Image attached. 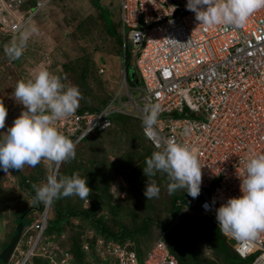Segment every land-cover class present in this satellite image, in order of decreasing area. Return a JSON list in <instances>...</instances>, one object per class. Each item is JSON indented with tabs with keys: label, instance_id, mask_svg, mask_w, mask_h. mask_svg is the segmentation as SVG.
Here are the masks:
<instances>
[{
	"label": "built area",
	"instance_id": "1",
	"mask_svg": "<svg viewBox=\"0 0 264 264\" xmlns=\"http://www.w3.org/2000/svg\"><path fill=\"white\" fill-rule=\"evenodd\" d=\"M52 2L0 0V34L23 31ZM186 2L120 0L124 71L119 91L99 111H75L56 127L76 145L89 133L111 126L115 113L142 121L145 107L158 103L157 123L147 131L142 123V134L152 145L171 139L195 151L203 165L195 214L218 226L215 209L240 195L238 175H243L244 162L264 153V8L253 12L242 27L205 26L186 9ZM129 42L141 80L135 86L128 84L125 68ZM44 211L29 226L35 233L28 237V248L15 246L12 264H24L37 251L47 258L46 264H71V254L62 250L57 238L46 241L48 208ZM167 235L162 229L147 251L128 236L99 239L100 264H181ZM225 235L241 258L251 257L249 264H264V233L254 239Z\"/></svg>",
	"mask_w": 264,
	"mask_h": 264
},
{
	"label": "rangeland",
	"instance_id": "2",
	"mask_svg": "<svg viewBox=\"0 0 264 264\" xmlns=\"http://www.w3.org/2000/svg\"><path fill=\"white\" fill-rule=\"evenodd\" d=\"M100 1L106 8L110 9L114 22L120 21V0ZM119 31L121 35V29ZM114 39L108 32L105 21L92 0H53L23 31L14 35L0 34V100H3L7 109L5 126L0 131H6L23 108V105L14 98L16 83L20 80L33 78L39 66L47 68L50 73L60 77L62 83L75 85L79 88L82 98L79 100L78 109L89 103L100 105L103 99L110 101L119 91L120 79H122L124 71L123 53L113 55ZM128 45L129 51L132 52L129 55L135 60V54L132 50L133 45L131 42ZM17 52H19V55H17ZM131 63L132 66L128 69L129 85L130 82H136L140 79L134 61H131ZM84 65L88 68L87 77L81 79L80 75ZM138 83L140 84L141 81H138ZM132 93L133 97L138 98L139 94L137 92L133 91ZM139 104H142V102L139 101ZM91 141L95 143L94 147H90L94 148L93 157L106 163H116V166L123 165L126 169L117 173L110 186L111 190L114 191L112 193L115 195L113 203L117 206L120 204L122 208L117 210L116 213H111L112 211L108 205L104 209L100 207L96 217L104 215L108 219L107 224L109 227L113 231H119L122 226L127 228L140 227L144 217L151 216L154 222L151 224L150 230L138 235L143 241L140 242L143 251H147L149 243L152 244L161 231L156 221L163 220L166 217L167 207L170 205L167 203L169 196L164 179L163 183L158 184L162 174L158 173L156 178L146 177L144 180V184H142L144 188L146 181L151 182L153 180L160 188L159 196L145 201L147 205L145 207L141 203L144 202V195L143 191L140 190L139 182L134 183L135 181L131 178L132 166L129 167L126 163L121 164L124 160L127 161V155L135 154L136 147L133 146L135 140H128L122 127L117 125L113 130L98 133L96 139ZM140 141L144 142V146H148L147 142ZM87 146H79L78 151H76L79 156H76V159L67 161L70 166L69 169L66 164L64 166V162H61L57 168V170L60 168L58 174L62 175V167H64L67 171L70 170L67 173L68 176L77 172L82 178L86 179L85 175L89 174L87 170L89 162L87 163V161L89 158L91 159V151L85 149ZM137 150L140 151V146L137 147ZM134 159L135 165L144 161L143 158H138L137 153L134 155ZM36 165H24L22 170L9 169L7 172L0 170V249L1 244L8 237V233L12 230L11 235L13 232L14 224H17L13 220L15 217L18 218L17 213L30 205L35 206L36 204L33 210L40 214L35 219L45 212L46 205L35 198L34 186L38 187L45 183L50 169L56 168L55 166L58 165L44 159ZM75 167L77 168L75 169ZM86 180L89 188L93 189L89 180ZM89 195L82 204L83 209H88L94 199ZM67 198L69 200H66ZM75 200V195L65 196L60 201H56L57 205L56 202H53L52 208L50 205L47 206L51 227L46 234L50 238L52 237L50 231L60 232L58 214L62 210V206L68 201L71 202V205L76 206L77 202ZM39 204H44V208L39 207ZM195 205L197 206V200L192 199L191 204L184 206L183 209L193 211L196 209ZM24 216L26 215L22 213L19 218ZM23 220L26 222V217ZM176 221V217H171L168 223L173 226L174 223L179 222ZM183 226L190 230L187 223L183 222ZM198 245L207 253H212V247L206 239L198 238ZM229 245L233 251V243L229 241ZM249 258L251 261V257ZM245 260L239 259L238 262L245 263ZM221 264L227 263L221 261Z\"/></svg>",
	"mask_w": 264,
	"mask_h": 264
},
{
	"label": "clouds",
	"instance_id": "3",
	"mask_svg": "<svg viewBox=\"0 0 264 264\" xmlns=\"http://www.w3.org/2000/svg\"><path fill=\"white\" fill-rule=\"evenodd\" d=\"M185 7L195 13L199 24L242 27L253 12L264 8V0H187ZM14 98L23 108L11 126L0 131V170H22L24 165L35 166L42 159L56 165L75 159L74 142L58 130L56 122L75 113L82 98L79 88L62 83L60 77L39 66L33 78L16 83ZM159 112L158 103L145 107L142 123L146 131L157 123ZM6 115L7 109L0 100V129H4ZM154 146L157 150L146 158L143 174L146 177L167 174L169 195L183 189L192 198L199 196L198 206L203 165L195 151L171 139ZM238 176L240 195L229 197L220 204L215 209V218L224 235L254 239L264 233V153L249 156L244 162L243 175ZM34 188L35 198L45 205L64 196L86 199L91 190L79 173L59 175L56 168L50 169L45 183ZM159 192L154 180L146 181L143 195L147 200L158 197ZM204 207L207 210L209 205L206 203ZM198 209L199 206L193 211L186 208L183 211L196 215Z\"/></svg>",
	"mask_w": 264,
	"mask_h": 264
},
{
	"label": "trees",
	"instance_id": "4",
	"mask_svg": "<svg viewBox=\"0 0 264 264\" xmlns=\"http://www.w3.org/2000/svg\"><path fill=\"white\" fill-rule=\"evenodd\" d=\"M94 6L100 11V15L105 21L106 28L108 32L115 38L114 44L115 47L113 48V55L124 53L122 50V38L120 35L119 27L121 26L120 21L117 23L114 22L113 16H111L110 9L106 8L100 0H92ZM120 19V18H119ZM7 35V34H6ZM11 35V34H8ZM117 44V46H116ZM128 49L125 52V66L127 71V80H128V69L132 66L131 61H134L131 56L129 55L132 53L129 51V45L127 46ZM102 58V57H101ZM99 67V65H98ZM67 68V67H66ZM81 79L87 77L88 68L87 66H82L81 71ZM4 76V74H2ZM139 79V77H138ZM141 81L140 79L136 82H130V86L137 85V82ZM129 84V83H128ZM139 84V83H138ZM108 99H103L100 105L94 104H84L81 108H77V112L82 113L85 110L91 112L99 111L104 105H106ZM120 126L122 127L123 132L127 134V139L130 141H134L133 146L135 148V154L137 153L138 158H143L140 164L135 165L134 155H127V161L124 160L121 164H127V166H132L131 169V178L134 183L139 182L140 190L144 191V180L146 176L143 174L142 169L145 167V160L147 157H150L152 152L157 150L154 145L148 142L142 134L141 126L142 121L137 117L130 116L123 113H115L112 118V125L102 131H95L89 133L86 137H84L78 144L75 145V152L78 151L79 146H87L85 149L88 150L90 153V157L87 163L89 165L87 170L89 171L88 175H85V178L89 180V183L92 184L93 189L90 191L91 197L94 199L91 201L90 207L88 209H83L82 204L84 203L85 199H81L76 196V206L71 205V202L64 204L62 203V210L59 211L58 217L60 220L59 228L60 232L55 233L50 231L49 233L52 234L50 238L46 232L51 227L49 222V216L47 219L46 226L44 228V235L47 240H54L58 239L59 244L62 247V250L67 251L71 254V264H100L102 257L97 251V242L99 239L104 238L106 239H122L123 237H130L135 241L137 245H140L141 237L139 234H143L150 230L151 224L154 222V219L151 216L144 217L140 227L137 228H127L126 226H122L121 230L113 231L108 223V219L105 218L104 215L96 217L98 210L101 208H105L106 205L109 206V209L112 211L111 213H116L117 210L122 208L119 204L118 206L113 203L114 192L111 190V182L117 175V173L121 170H126L123 165H117L116 163L110 162H103L101 159H97L94 156V148H90L91 146H95V143L91 140L96 139V135L98 133H103L108 130H113L114 127ZM143 140L148 143V146H144V142L140 141ZM132 143V142H131ZM91 144V145H90ZM143 145V148H142ZM140 146V151L137 150V147ZM93 155V156H92ZM76 156H79L76 154ZM76 159V158H75ZM63 163V162H62ZM67 166L69 169V163L64 162V166ZM37 166V165H36ZM83 166V165H78ZM77 166V167H78ZM75 167V169L77 168ZM60 169V168H59ZM57 170V172L59 171ZM120 169V170H119ZM66 168L62 167V175H67L70 171H65ZM40 173V171H39ZM162 178H159V183H163L167 185L169 183V178L167 174L161 173ZM158 173L155 176H148L156 178ZM29 178V177H28ZM35 178V177H33ZM28 183V182H26ZM121 188V187H120ZM185 190L180 189L173 192L171 195L168 193V212L166 217L163 220L156 221V224L162 229L168 230L167 239L170 243L171 251L176 255L178 260L181 264H221V261H225L227 264H249L250 258H241L239 254L236 252L235 248L233 247V251L229 245V241L233 243L231 239H229L226 235H224L218 226L214 224L211 219L208 217H200L198 215L191 214L189 212L183 211L184 206L191 204L192 199L199 200V196L196 198H192L189 196ZM65 197V196H64ZM64 197H60L55 199L54 202L60 201ZM69 197V196H66ZM145 207V201H148L145 196H143ZM66 200H69L67 198ZM63 201V200H62ZM56 202V205H57ZM37 205V204H36ZM35 205V206H36ZM53 203L50 205L52 208ZM34 205H30L24 209H22L18 214V218H13L14 223L15 221L17 224H14L13 232L10 235V231L8 233V237L4 240L1 244V250L8 248L11 245L17 246L21 245L22 249L28 248V237L30 233L34 234L35 231L29 230V226L34 221L35 217L39 214L33 210ZM39 207L44 208V204H39ZM196 209L198 206H196ZM33 212L31 213V211ZM25 214L23 218H19L21 214ZM31 213V214H30ZM37 213V214H34ZM26 217L27 221L24 222V218ZM171 217H176L178 223H174L173 226L168 223ZM19 220V221H18ZM76 220V221H75ZM20 222V223H18ZM183 222L187 223L190 226V230L184 228ZM177 224V225H176ZM63 234V236H62ZM196 234L197 236H195ZM198 238L206 239L211 247L212 253H207L198 245ZM85 243H89L88 248L85 247ZM239 259H246L245 263L238 262ZM47 258L43 255L39 254L37 251L35 254H32L24 264H46Z\"/></svg>",
	"mask_w": 264,
	"mask_h": 264
},
{
	"label": "water",
	"instance_id": "5",
	"mask_svg": "<svg viewBox=\"0 0 264 264\" xmlns=\"http://www.w3.org/2000/svg\"><path fill=\"white\" fill-rule=\"evenodd\" d=\"M46 206H48V205H46ZM14 255H15V246L14 245H11L6 249L1 250L0 251V264H9Z\"/></svg>",
	"mask_w": 264,
	"mask_h": 264
},
{
	"label": "bare ground",
	"instance_id": "6",
	"mask_svg": "<svg viewBox=\"0 0 264 264\" xmlns=\"http://www.w3.org/2000/svg\"><path fill=\"white\" fill-rule=\"evenodd\" d=\"M59 167V164H58V166H56V169Z\"/></svg>",
	"mask_w": 264,
	"mask_h": 264
}]
</instances>
